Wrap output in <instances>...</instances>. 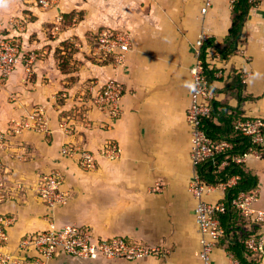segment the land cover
Listing matches in <instances>:
<instances>
[{
	"label": "crops",
	"instance_id": "0c3cea01",
	"mask_svg": "<svg viewBox=\"0 0 264 264\" xmlns=\"http://www.w3.org/2000/svg\"><path fill=\"white\" fill-rule=\"evenodd\" d=\"M204 1L57 0L44 7L39 0H0V20L10 36L19 37L31 70L20 65L0 84V131L37 110L47 120V131L13 132L0 141V174L11 197L0 203V215L14 219L8 231L11 250L16 251L24 236L46 231L54 222L58 230L74 225L99 239L120 237L162 249L157 257L109 264H204L196 202L189 193L196 167L186 120L196 41L202 32L209 36L205 62L213 73L214 124L224 127L223 118H228L233 136L239 120L260 119L264 124V0H256L249 10L242 42L227 58L218 47L227 46L233 8L228 0H213L202 15ZM12 19L23 28H11ZM103 30L131 37L126 60L118 68L90 59ZM65 42L71 46L60 52ZM114 78L133 92L122 99L118 118L93 106L96 94ZM82 105L86 111L77 116ZM108 142L118 146V156L101 155ZM65 146L90 151L97 169L84 171L77 157L63 153ZM241 157L240 165L257 179L255 206L264 209V154L254 151ZM51 171L64 175L63 189L69 193L54 208L36 194ZM157 185L163 187L160 192L154 191ZM226 194L219 184L205 200L226 202ZM258 224L264 264V224ZM251 228L238 220L212 252L210 264H232L228 253L246 257L242 245L235 243L242 244Z\"/></svg>",
	"mask_w": 264,
	"mask_h": 264
},
{
	"label": "built area",
	"instance_id": "2783aa9c",
	"mask_svg": "<svg viewBox=\"0 0 264 264\" xmlns=\"http://www.w3.org/2000/svg\"><path fill=\"white\" fill-rule=\"evenodd\" d=\"M57 0H40V4L49 7ZM213 0H205L201 9L202 15H206L212 6ZM239 0H228L233 6ZM256 1V0H253ZM22 25L21 21H12ZM209 40L207 33L202 32L196 41V63L191 69L192 83L190 88L191 104L186 113L187 124L191 132L190 159L196 167L189 193L194 198L195 221L201 235V258L204 264H210L211 255L221 239L226 238L228 231L220 222L218 215L227 210V201L209 203L205 195L212 191L213 185L208 184L201 176L200 168L208 160L225 153L232 148L231 143L225 138L220 142L209 137L203 126V121L211 117L214 111V91L206 77L202 54L206 42ZM131 37L127 32H114L103 30L97 34L96 45L92 50L99 60L113 57L111 66L118 68L126 60V53L130 50ZM20 65H26L31 73L29 60L24 53V48L17 36L6 33V27L0 20V84H4L12 72ZM126 94H133L124 83L116 78L108 80L96 94L93 102L94 108L106 113L111 118L120 116V103ZM47 120L43 110H37L26 119L14 120L6 132L0 131V141L5 142L7 135L13 132L34 130L47 131ZM234 130L247 137L252 144L264 145V124L260 119L239 120L234 125ZM254 152V151H251ZM63 153L70 157H77L79 166L84 171L97 169L95 156L86 150H75L71 146L63 147ZM119 154L118 146L108 142L101 150L104 157H116ZM235 163H241L242 157L233 158ZM229 165L225 159L219 170L222 171ZM240 178L229 177L221 184L224 189L234 187ZM65 177L62 173L51 171L43 176L36 194L37 199L44 205L54 208L65 203L69 193L63 189ZM0 174V203L10 202V195L6 193ZM163 189L157 185L154 189L160 192ZM257 196L255 192L240 191L231 200V207L237 209L241 216L251 224H264V209L255 206ZM14 219L9 215H0V264H86L87 261L102 260L109 264L112 261H134L144 257H157L162 249L157 246H145L142 243L125 238L99 239L93 236L89 229L67 225L58 230L54 222H49V229L32 235L24 236L19 242L16 251L9 247V229ZM249 236L242 241L247 251L253 252L260 262L262 261L263 238L260 235ZM232 264H244L233 254L228 253Z\"/></svg>",
	"mask_w": 264,
	"mask_h": 264
},
{
	"label": "trees",
	"instance_id": "16d2710c",
	"mask_svg": "<svg viewBox=\"0 0 264 264\" xmlns=\"http://www.w3.org/2000/svg\"><path fill=\"white\" fill-rule=\"evenodd\" d=\"M255 5V1L253 0H239L234 6H233V18H232V27L229 31V37H228V43L225 49H219V52L223 55V58H227L228 56L232 55L236 52L238 45L241 41V32L246 20V17L249 13V10ZM205 45V48L207 45ZM205 48H204V54H202V59L204 62V68L206 72V77L210 82L213 80V73L209 70V67L207 66L205 62ZM95 59V58H94ZM98 64H102L105 66L106 64H111L113 62V57L109 56L105 60H99L95 59ZM95 63V64H97ZM101 65V66H102ZM215 117V110L213 111V114L211 117L204 119L203 126L206 129L208 135L210 138H212L216 142H220L222 139H227L231 145L232 148L227 149L225 153L218 155L215 157L214 160H208L206 163H204L200 168V173L202 178L210 185L216 186L219 184H222L228 180L229 177L232 176H238L240 180L238 183L227 190L226 194V201H227V210L218 215V218L222 225L226 227L228 233L232 229V226L234 224H238V220H242L245 223H248V221L245 220L243 216L239 213V211L233 207H231L230 203L234 196H236L240 191L245 192H252L254 188L257 187V179L251 173L245 171L243 167L239 163H235L233 161V158L236 156H245L246 154L250 153L251 151H256L259 153L264 154V148L263 146L254 145L251 143V141L243 136V134L239 131H235V136L231 134V128L228 118L226 119L224 116L223 118V125L224 127H218L214 124L213 118ZM236 124V123H235ZM234 124V125H235ZM234 127V126H233ZM230 133V134H229ZM225 134H229L230 136H225ZM228 159L229 165L223 169L222 171L219 170L221 163ZM251 224V223H249ZM252 228L251 231L248 233L247 236H245V239L249 236H256L258 237V230H259V224H251ZM234 228V227H233ZM243 238V237H242ZM244 240V239H243ZM242 245V249L246 254V257L244 258H237L244 264H260V260L254 256L253 252L247 251L244 248L243 243L241 244L239 241L235 243V245ZM235 256V255H234Z\"/></svg>",
	"mask_w": 264,
	"mask_h": 264
},
{
	"label": "rangeland",
	"instance_id": "374dc122",
	"mask_svg": "<svg viewBox=\"0 0 264 264\" xmlns=\"http://www.w3.org/2000/svg\"><path fill=\"white\" fill-rule=\"evenodd\" d=\"M39 4H40V0H39ZM15 19H12L11 21H10V26H11V28L13 27V29L15 30V29H22L23 28V26L22 25H19V24H15L14 22H12V21H14ZM6 33L7 34H9L10 35V32L6 29ZM90 42H91V44L94 42L93 40H90ZM94 45H96V42L94 43ZM93 45V46H94ZM70 42H65V43H63L62 44V47H63V50H61L60 52H63V51H65V52H68V49L70 48ZM74 47V46H73ZM93 48V47H92ZM62 56V55H61ZM89 57H90V55H89ZM93 58H91L90 57V59L95 63V59L94 58H98V57H94V56H92ZM97 63V62H96ZM75 67H76V65H74ZM89 93H86L85 95H88ZM86 109V105L84 106V105H82V107H81V109H80V106H78L77 108H76V115L77 116H81V117H83V113L86 111L85 110ZM79 111H80V113H79Z\"/></svg>",
	"mask_w": 264,
	"mask_h": 264
}]
</instances>
